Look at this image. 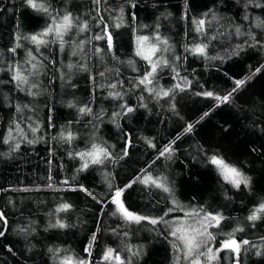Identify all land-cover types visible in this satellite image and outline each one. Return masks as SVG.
<instances>
[{
	"label": "trees",
	"instance_id": "16d2710c",
	"mask_svg": "<svg viewBox=\"0 0 264 264\" xmlns=\"http://www.w3.org/2000/svg\"><path fill=\"white\" fill-rule=\"evenodd\" d=\"M48 3L61 13L71 12L79 21L89 23V31L77 33L74 28L64 37L67 43L63 51L59 43L37 49L27 39H21V46L16 47L17 32L22 37L35 34L46 26L48 17L28 8L24 0H0V69H3L0 71V210L8 221L7 231L0 237V264H60V258L65 255L87 260L84 249L94 232L92 264H104L101 257L107 247L127 257L128 253L121 251L124 244L143 247V255L134 264H176L178 256L179 264H188L183 253L173 248L175 238L168 234L169 227L164 224L151 225L148 221L126 224L119 216L111 215L114 209L111 203L101 214L98 201L107 202L111 197L108 180L113 187H124L135 177L143 176L144 169L154 177H167L173 195L155 187L133 184L124 192L125 202L133 212L158 218L174 207L171 200L175 198L184 211L171 212L165 220L183 218L184 212L191 208L222 213L227 219L220 228L210 229L216 236L212 242L214 249L220 246L226 233L243 228L235 233V238L247 239L256 248L248 246L247 252L242 250L240 264H264V254L255 255L257 250L264 253L260 247L264 244V215L255 222L247 220L252 210L264 202V69L234 93L230 103L214 107L215 101L196 95L213 90L229 92L235 79L244 78L264 64L261 46L245 47L239 56H230L232 49L247 39L246 35L235 34L237 26L242 33L251 32L264 42V24L257 27L264 22V0H187V7L186 0H102L100 14L112 33L118 59L109 53L106 40L93 39L103 35L104 27L98 23V6L93 0H48ZM121 8L122 26L115 28ZM213 15L216 20L212 19ZM201 18L206 20L205 35L195 31L194 21ZM157 31L170 45L165 58L176 65L181 77L191 81L185 91L177 90L172 96L159 99L144 91L143 86H135L136 80L150 70V65L135 54L136 37H153ZM212 36L216 39H209ZM80 41L88 43L80 49L77 47ZM197 43H208V55L222 56L224 60L205 59L185 50L186 46L191 48ZM13 47L15 53L9 51ZM97 48L103 52L97 54ZM29 51L36 57L33 63L38 64L37 69L33 70L27 63ZM128 61L133 63L130 65ZM17 64L25 74L31 73L23 91L17 88L9 70V65ZM101 72L103 77L99 75ZM177 80L171 68L165 67L158 70L154 84L168 89ZM118 81L123 84H118L116 89L107 87ZM32 84L37 87L31 91L37 95L28 94ZM109 91L121 92L122 99L109 96ZM69 103L75 106L69 107ZM125 103L136 111L114 118L113 113L122 112L121 105ZM17 105L23 110L18 112ZM85 105L92 109L91 114L78 111ZM209 111L210 115L195 124ZM16 123L26 139L16 131ZM188 123L195 124L192 133L184 132ZM9 128L15 137L11 145L3 143ZM32 128L38 130L33 132ZM62 131L65 134L71 131L76 138L67 143L60 138ZM129 138L128 155L119 159ZM145 138L156 147L149 146ZM29 140L35 143L30 144ZM173 140L176 141L173 157L156 159L160 149ZM16 142L20 148L12 151ZM92 143L109 146L117 162L108 161L78 172L82 161L75 153L89 149ZM213 154L223 156L250 176L251 186L241 184L235 189L225 182L206 159ZM105 174H110L108 180ZM49 184L53 187H48ZM80 184L96 199L82 191L70 190ZM62 203H69L72 208L57 212ZM58 219L69 227H50ZM22 228L27 231L22 233ZM125 231L127 239L122 235ZM49 249L60 252L54 254ZM213 264H233V261L227 252H221L218 262Z\"/></svg>",
	"mask_w": 264,
	"mask_h": 264
},
{
	"label": "snow or ice",
	"instance_id": "6c2138e0",
	"mask_svg": "<svg viewBox=\"0 0 264 264\" xmlns=\"http://www.w3.org/2000/svg\"><path fill=\"white\" fill-rule=\"evenodd\" d=\"M102 0H93V3L97 5V16H98V23L103 24L104 27L102 29L103 35H96L93 37L95 40H106L107 48L109 53L114 54V42L113 36L111 31H109L108 24L104 21L103 15L100 14L99 5L101 4ZM25 5L33 10L36 13H40L46 17H48L49 22L46 24L44 28L40 31L36 32L35 34H31L29 36L22 37L19 32L16 33L15 39L17 41L16 47H20L19 41L21 39L30 40L33 44L37 46L39 49L40 46H46L49 43H59L60 50L63 51L65 44L67 41L64 37L70 33L74 28L77 30V33H84L89 31V23L87 20L79 21V18L74 17L71 12L65 11L63 13L59 12L56 9H53L51 4L48 3V0H24ZM260 7L261 5H257ZM132 7H135L133 4ZM185 7H187V0L185 3ZM121 15L116 17L115 19L117 22L113 25L115 28H120L122 26L121 22L123 20V9H120ZM207 17L208 13L204 14ZM185 16H187V12H185ZM247 19V17H245ZM135 16L133 15V20ZM213 20H216L217 17L213 15ZM196 27L195 31L200 33L201 35H205L207 32L206 20L204 18L198 19L194 21ZM264 22H260L257 24V27H260ZM146 27V26H145ZM235 34L237 36L246 35L247 39L244 41L243 44L236 45L230 54V56H239L244 50L245 47L255 48L257 46L264 47V42L258 40L254 34L248 32L247 34L242 33L240 28L237 26L235 28ZM52 38L51 40L49 38ZM209 39H216L215 36L210 37ZM154 41V42H153ZM88 43V41H80L78 48L82 49L83 46ZM16 47L9 49L10 52L15 53ZM208 43H197L193 44L191 48L185 47L186 51H190L194 55H199L205 59H220L221 61L224 60V57L217 56L211 57L208 55ZM170 45L166 38L160 36L159 32L157 31L153 37L149 36H137L136 37V48L135 54L139 56L144 61L150 65V70H146L145 73L139 77L136 82L135 86L140 87L143 86L144 91L149 93L150 95H154L156 99L162 97H170L175 93L177 90L180 92L185 91L186 88L190 87L191 81H188L186 77H181L180 73L176 71V65L171 64L168 59L165 58L164 53L168 52ZM103 52V49L97 48L96 53L99 54ZM76 53L73 52V55ZM159 54V56L157 55ZM28 61L27 63L31 64V68L37 69L38 64L33 63L36 59L33 56L32 52H28ZM155 58V59H154ZM175 60H180V57H175ZM131 65L133 62L128 61ZM69 68L73 67L72 65L68 66ZM82 70H87L86 66H81ZM165 67H170L171 70L175 73L176 77H178L177 83L174 84L171 88L164 89L163 87H157L154 84V81L157 79L158 70H162ZM264 69V64H261L259 67L255 69L254 72L250 73L249 75L245 76L241 79L234 80V87L231 91L227 92L224 95H220L218 93H214L212 91H204L200 93H196V95L204 96L208 98H212L216 103L214 107H219L221 104L230 103L234 93L241 90L247 83L253 79V77L260 73L261 70ZM9 70L12 71V80L16 83V86L21 91L24 90V86L29 84V75L25 74V70L22 69L18 64L15 66L9 65ZM3 71V69H0ZM100 76H104V72L99 73ZM95 79V77H92ZM181 81L183 83H181ZM122 85L123 81H118L117 83H113L107 85L110 89H116L117 86ZM37 87L35 84H32L29 88L28 94L29 95H37L38 93L32 92L31 88ZM109 96L113 97L114 99H122L123 94L119 91H109ZM143 96H141V100ZM75 105L69 103V107H74ZM27 107V106H24ZM141 107H147L146 104H141ZM122 112L113 113V117L117 118L121 115H128L136 111L134 107L128 106L126 103L121 105ZM174 108V105H173ZM16 110L18 112L22 111L23 108L20 105L16 106ZM78 111L81 114H91L92 109L87 105L80 107ZM210 115L209 112H205L201 115L200 119L195 122V124H199L204 118ZM115 123V119H113ZM194 123H188L184 129L185 133H192L195 128ZM31 127V125H29ZM119 127V125H117ZM16 131L26 139V134L23 132V129L20 128L19 123L15 124ZM37 128H32V131H37ZM227 131V129H225ZM13 129H8V135L3 138V143L10 144L15 139L12 135ZM60 138L67 143H71L76 137L73 135L71 131H68L66 134L62 131L60 133ZM180 137L177 136V140ZM148 145L155 148L156 145L145 138ZM28 143H35L33 140H29ZM176 141H170L167 145H164L160 151L156 159H160L164 157L166 159H171L175 154L176 149L174 148ZM131 146V139L129 138L126 141V146L122 153L119 156V159H123L125 156L128 155V147ZM20 148V143L16 142L14 146H12V151L18 150ZM255 151V149H253ZM7 155V153H5ZM72 155V153H69ZM75 157H78L80 161H82L80 168L77 170L79 171H87L90 166L93 165H104L106 162L110 161L112 163L117 162V158L113 157L112 153L109 151V146H104L98 143H92L90 148L87 150L79 151L75 153ZM208 162L214 166L218 174L222 177V179L231 184L233 188L239 189L241 184L245 187H250L252 178L246 175L240 168L235 166L234 164L228 163L223 156L219 154H213L210 156H206ZM155 163V161H153ZM144 173L143 176H137L135 179L130 181L128 184L124 185V187H113L112 181L108 180V176L110 174H105V179L108 180V187L111 190V197L107 202L98 201L101 203V214L103 213L104 208L107 207L108 203H111L114 206V209L111 213L113 216H119L126 224H141L142 221H148L151 225H158L164 224L165 226L169 227V235L175 238L172 241V246L179 252L183 253L184 259L188 261V264H213V262H218L219 254L221 252H227L233 261V264H240V258L242 250L244 252L248 251V246L252 248H256L255 244H252L251 241L247 239L237 240L235 238L236 232H242L243 228H234L231 232L225 234V239L221 240L220 246L214 249L213 241H215L216 236L213 234L210 229L213 228H220L221 223L227 219L222 213H212L206 211L203 207L200 208H191L188 211L184 212L183 218H175L173 220H165L164 217L168 216L169 213L174 211H184V207L176 201L175 198H172L171 204L174 207L169 208L165 213L164 216L158 218L146 217L139 215L133 211H131L124 203L123 195L124 192L131 188L133 184L140 183L146 186L155 187L157 189L162 190L165 193H168L170 196L173 195V188L170 186L168 182V178L164 176H156L154 177L151 172H148L147 169L142 170ZM51 179V177H49ZM65 184H68V181H64ZM48 187H53L52 184H49ZM72 191H82L86 193L88 196H91L94 200L96 197L92 194V192L85 188L83 184L78 185L75 188H71ZM72 208V205L69 203H62L57 208V212H67ZM264 215V202H261L257 207H255L251 214L247 217L248 221L255 222L261 219V216ZM0 225H3L2 230H0V237H3L7 231L8 221L4 215V212L0 210ZM50 227L54 228H67L69 227L68 224L62 222L61 220H57L55 224H50ZM20 231L26 232V229H20ZM99 231V227L97 228V232ZM116 233V229L112 230ZM120 235L119 233H116ZM123 238L127 239L128 232L125 231L122 233ZM163 235V233L161 234ZM264 239V238H262ZM96 241V233L94 232L90 238L89 244L86 246L84 251L88 255V259H74L72 256L65 255L60 258V264H92L91 256H92V246ZM264 248V244L260 246ZM11 251V249H8ZM50 252L59 253L60 249H49ZM121 251L128 253L127 257L121 255V252L117 251L115 248L107 247L101 257L102 262L104 264H134V260H138L143 255V247L140 245H131V244H124ZM262 253L260 250L255 252V255L260 256ZM180 258L179 256L176 259V264H179Z\"/></svg>",
	"mask_w": 264,
	"mask_h": 264
},
{
	"label": "rangeland",
	"instance_id": "374dc122",
	"mask_svg": "<svg viewBox=\"0 0 264 264\" xmlns=\"http://www.w3.org/2000/svg\"><path fill=\"white\" fill-rule=\"evenodd\" d=\"M212 92L214 93H218L220 95H224L226 93V91L223 90H213ZM211 101H214L212 98H209ZM182 253V252H181Z\"/></svg>",
	"mask_w": 264,
	"mask_h": 264
},
{
	"label": "water",
	"instance_id": "95a60500",
	"mask_svg": "<svg viewBox=\"0 0 264 264\" xmlns=\"http://www.w3.org/2000/svg\"><path fill=\"white\" fill-rule=\"evenodd\" d=\"M227 93V92H226ZM225 93V94H226ZM216 103V102H215ZM123 199H124V195H123ZM124 203H125V205L128 207V205L126 204V202H125V199H124ZM129 208V207H128ZM130 209V208H129ZM131 210V209H130ZM132 211V210H131Z\"/></svg>",
	"mask_w": 264,
	"mask_h": 264
}]
</instances>
